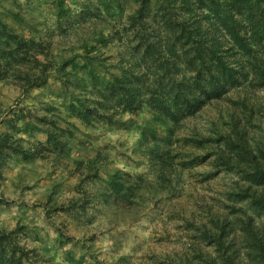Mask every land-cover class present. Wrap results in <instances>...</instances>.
I'll use <instances>...</instances> for the list:
<instances>
[{
  "label": "trees",
  "instance_id": "1",
  "mask_svg": "<svg viewBox=\"0 0 264 264\" xmlns=\"http://www.w3.org/2000/svg\"><path fill=\"white\" fill-rule=\"evenodd\" d=\"M35 1L52 6L53 16L42 22L45 34L36 27L26 33L29 10L21 2L0 6V82L15 84L22 98L39 89L41 98L31 106L21 100L2 119L0 203L6 173L20 162L51 157L72 169L76 191L89 196L62 204L49 196L43 205L49 219L57 212L88 214L101 203L133 208L148 198L172 197L186 171L207 165L206 178L233 176L225 200L205 213L197 230L211 249L194 244L193 258L173 264H264V98L248 94L264 91V0ZM113 42L119 47L114 63L101 51ZM51 79L59 90L46 91ZM222 101L230 105L221 107ZM215 105L219 114L204 130L189 127ZM145 111L150 118L139 119ZM99 125L128 133L140 128L137 145L150 155V178L109 168L101 151L73 155L77 133L88 141ZM54 187L57 192L59 184ZM29 237L28 226H0V264H64L49 256L46 242L29 247ZM83 259L68 252L65 262ZM93 264L114 263L94 257Z\"/></svg>",
  "mask_w": 264,
  "mask_h": 264
},
{
  "label": "rangeland",
  "instance_id": "2",
  "mask_svg": "<svg viewBox=\"0 0 264 264\" xmlns=\"http://www.w3.org/2000/svg\"><path fill=\"white\" fill-rule=\"evenodd\" d=\"M15 1L0 0V6H9L15 4ZM17 1L24 5V12L29 10L27 18L30 26L27 27L26 33L30 34L32 27H36L42 30L40 34H45L42 22L45 16L48 18L53 16L52 6L35 0ZM70 1L67 0V3ZM10 23L17 30L21 29L18 23L12 20ZM115 44L113 42L101 47L105 56H111L110 62L113 63L117 61L119 52V47ZM66 55H70V51ZM50 84L51 89L46 90L47 92L59 90V83L51 79ZM39 91L33 90L31 96L22 98L23 95L15 84L0 82V133L7 130L2 119L9 116L8 110L14 108L21 100L29 106L39 104L37 100L41 98H37L36 95ZM54 94L62 100L58 93ZM248 94H259L264 98L262 90L256 92L249 90ZM237 95L236 92L230 94L232 98H236ZM220 105L227 107L230 104L222 101ZM218 114L219 108L215 105L207 108L195 120H190L188 125L204 130L208 121ZM150 116V112L145 111L139 115V119L146 120ZM123 119L129 120V115H124ZM68 120L80 128L84 127L74 117ZM64 125L62 122V126ZM255 129L258 132L259 126ZM185 132L183 130L181 134ZM89 135L90 142L85 141L81 133H77L75 139L77 147L73 150V155L79 156L80 150L83 154L92 156L101 151L109 168H121L132 174L143 173L148 175L147 178L151 177L150 155L140 151L137 145L140 137L139 127L133 133H128L126 129H112L99 125V128H92ZM36 138L40 142L47 140L45 134H37ZM180 144L178 149L182 148L183 141ZM208 169L207 165H199L193 170L186 171L179 191L172 197H158L155 201L148 198L135 203L133 208L126 207L128 206L126 203L110 208L101 203L96 204L94 209L89 207L88 214L57 212L49 219L43 206L51 202L49 196L59 204L66 203L72 198H81L85 202L89 196H83L76 191L77 178L71 174L72 169L58 167L51 157L39 159L34 163L20 162L9 167L6 173L7 179L1 191L5 201L0 203V226L7 228H14L18 224L28 226L30 232L28 246L32 248L46 242L50 247L49 256L54 255L56 262L62 261L64 264L68 252L76 260L84 258L82 264H93L94 257L114 264H173L186 258H193L194 244L200 243L205 249H211L201 242L197 230L201 222L207 221L205 213L210 208L215 211L225 200L224 196L233 182V176L221 173L219 176L206 178ZM62 171L64 175L58 176ZM20 175L23 176L22 180H19ZM100 176L106 179L104 171ZM58 184V191L54 192V186ZM32 230L36 233H32ZM61 230L72 239L68 240L60 235Z\"/></svg>",
  "mask_w": 264,
  "mask_h": 264
}]
</instances>
